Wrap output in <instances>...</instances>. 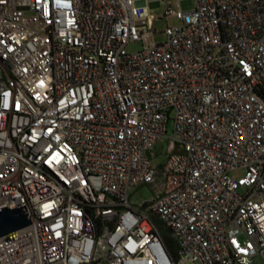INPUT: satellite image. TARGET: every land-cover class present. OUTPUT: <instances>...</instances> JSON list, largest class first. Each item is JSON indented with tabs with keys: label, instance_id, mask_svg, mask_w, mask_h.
I'll return each instance as SVG.
<instances>
[{
	"label": "built area",
	"instance_id": "obj_1",
	"mask_svg": "<svg viewBox=\"0 0 264 264\" xmlns=\"http://www.w3.org/2000/svg\"><path fill=\"white\" fill-rule=\"evenodd\" d=\"M23 205L0 264H264V0H0V209Z\"/></svg>",
	"mask_w": 264,
	"mask_h": 264
},
{
	"label": "rangeland",
	"instance_id": "obj_2",
	"mask_svg": "<svg viewBox=\"0 0 264 264\" xmlns=\"http://www.w3.org/2000/svg\"><path fill=\"white\" fill-rule=\"evenodd\" d=\"M146 5L150 13L159 16L169 6L173 8L175 12L179 10L188 11L193 8L194 0H164V1L146 0ZM179 24H180L179 19L174 15L169 16L168 18H163L161 20H156L155 28L153 30L152 40L155 42L162 41L165 38L164 30L166 26L167 25L176 26ZM140 48H142V45L139 42L131 43L128 46V49L131 51L138 50ZM173 135H174L173 124L172 122H170L168 124L167 136H173ZM168 142H169V138L165 137L162 140H160L151 150L152 153L156 155L154 156V162H164L167 159L168 155L171 153L168 150ZM182 152L183 151L180 150L179 148L173 151V153H182ZM156 196H157L156 191L149 184L139 185L138 187L132 188L130 191V201L137 206L144 201L155 198ZM184 264H191V263L185 262Z\"/></svg>",
	"mask_w": 264,
	"mask_h": 264
},
{
	"label": "water",
	"instance_id": "obj_3",
	"mask_svg": "<svg viewBox=\"0 0 264 264\" xmlns=\"http://www.w3.org/2000/svg\"><path fill=\"white\" fill-rule=\"evenodd\" d=\"M30 224L32 223L25 205L0 209V237Z\"/></svg>",
	"mask_w": 264,
	"mask_h": 264
},
{
	"label": "trees",
	"instance_id": "obj_4",
	"mask_svg": "<svg viewBox=\"0 0 264 264\" xmlns=\"http://www.w3.org/2000/svg\"><path fill=\"white\" fill-rule=\"evenodd\" d=\"M166 241H167V244L170 248V251L176 255L177 253V246H176V243L174 242V240H172V238L168 237L166 235Z\"/></svg>",
	"mask_w": 264,
	"mask_h": 264
}]
</instances>
